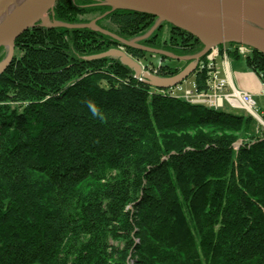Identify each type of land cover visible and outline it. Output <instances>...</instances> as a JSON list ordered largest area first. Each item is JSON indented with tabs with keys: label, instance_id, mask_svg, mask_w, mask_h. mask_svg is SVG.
Masks as SVG:
<instances>
[{
	"label": "trees",
	"instance_id": "1",
	"mask_svg": "<svg viewBox=\"0 0 264 264\" xmlns=\"http://www.w3.org/2000/svg\"><path fill=\"white\" fill-rule=\"evenodd\" d=\"M108 11L58 0L53 12L81 24ZM155 20L116 11L100 24L130 39ZM167 26L142 44L203 49ZM119 45L89 29L35 27L16 40L0 75V264H264V130L248 114L151 87L118 58L88 59ZM236 48L226 45L227 56L241 58ZM159 57L146 70L184 69ZM243 58L264 82V55ZM207 64L193 74L197 91L207 90Z\"/></svg>",
	"mask_w": 264,
	"mask_h": 264
},
{
	"label": "water",
	"instance_id": "2",
	"mask_svg": "<svg viewBox=\"0 0 264 264\" xmlns=\"http://www.w3.org/2000/svg\"><path fill=\"white\" fill-rule=\"evenodd\" d=\"M57 1L1 0L3 9L14 4L15 10L12 15L0 18L2 19L0 21V48L7 49L6 58L0 62V75L13 62L16 40L23 33L35 27L89 29L109 36L118 41L122 47L88 59L118 58L123 65L134 71L137 80L161 89H173L182 84L196 71L202 58L207 56L212 49L224 44L246 46L264 55V0H98L102 2V5L110 7V11L89 23L81 24H69L52 17L50 14ZM116 11L151 15L157 19V25L167 23L194 36L202 43L203 50L193 56H176L141 44L140 41L148 37L152 31L144 38L128 41L98 25V22L105 16ZM125 48L190 63L177 75L164 78L144 70L134 58L124 51Z\"/></svg>",
	"mask_w": 264,
	"mask_h": 264
},
{
	"label": "built area",
	"instance_id": "3",
	"mask_svg": "<svg viewBox=\"0 0 264 264\" xmlns=\"http://www.w3.org/2000/svg\"><path fill=\"white\" fill-rule=\"evenodd\" d=\"M250 49L244 46H237V53L240 56H246ZM219 55V48L212 49L208 55V88L205 91H186L181 97L187 102L195 105H205L211 109L219 110L225 106L233 109L245 111L252 116L260 125L264 126V111L261 110L254 97L241 90H236L233 87L229 91H224L223 85L216 82L218 74L215 65V59ZM212 84V85H211ZM261 95L264 96V82L261 85Z\"/></svg>",
	"mask_w": 264,
	"mask_h": 264
},
{
	"label": "rangeland",
	"instance_id": "4",
	"mask_svg": "<svg viewBox=\"0 0 264 264\" xmlns=\"http://www.w3.org/2000/svg\"><path fill=\"white\" fill-rule=\"evenodd\" d=\"M2 2H1V0H0V15H2V16H0V18H4V17H6L7 15H12V12L15 10V6H14V4L13 5H10V7L9 8H7V9H3V5L1 4ZM53 11H54V9H53ZM51 12V16L52 17H54V12ZM107 13V12H106ZM104 15V14H103ZM103 15H101V16H99V17H102ZM99 17H97V18H99ZM97 18H93L92 16H80V19H85L87 22H91V21H93V20H95V19H97ZM102 20H100L99 22H98V25H100L101 27H103L104 29H106L107 31H109L110 33H113V32H111L110 31V29H113V27L109 24V23H105V22H103V23H101L100 24V22H101ZM157 19L154 21V23H153V25L145 32V33H143V34H141V35H139V36H137V37H135V38H130V39H126V40H128V41H132V40H134V39H137V38H144V37H146L148 34H149V32H151L152 31V33L148 36V37H146V38H144L143 40H141L140 42H141V44H142V42L144 41V40H146V39H148L149 37H151L155 32H161L164 36L165 35H168V31H169V27L167 26L168 24L167 23H163V24H160V25H157ZM170 25V24H169ZM109 29V30H108ZM161 29H162V31H161ZM113 34H115V33H113ZM116 35V34H115ZM118 36V35H117ZM109 37V36H108ZM120 37V36H119ZM122 38V37H121ZM113 39V38H112ZM123 39H125V38H123ZM115 40V39H114ZM116 41V40H115ZM118 44H120L118 41H116ZM143 45V44H142ZM226 45H229V44H224V45H222L223 47L221 48V46H219V47H217V48H219V55L216 57V59L219 57V56H221V55H224V58L225 59H227V57H229L230 58V56H227V53H226ZM238 46V45H237ZM119 47H122L121 46V44L119 45ZM118 47V48H119ZM117 48V49H118ZM126 49V48H125ZM125 49H124V51H125ZM154 49V48H153ZM237 49V48H236ZM160 50V49H159ZM203 50V49H202ZM201 50V51H202ZM139 51H141V50H139ZM164 51V50H163ZM200 51V52H201ZM212 51V50H211ZM126 52V51H125ZM142 52H144V51H142ZM166 52H168V51H166ZM169 53H172V52H169ZM199 53V52H198ZM198 53H196V54H198ZM211 53V52H210ZM209 53V54H210ZM172 54H174V53H172ZM196 54H193V55H196ZM208 54V55H209ZM174 55H176V56H183V55H177V54H174ZM193 55H184V56H193ZM208 55L207 56H205V57H207L208 58ZM239 55V54H238ZM204 57V58H205ZM133 58V57H132ZM166 58V57H165ZM166 60H167V63H171L172 65H175V66H179V67H183L184 66V68L185 67H187L188 66V64L190 63V62H186V61H175V60H172V59H169V58H166ZM170 60H172V61H175V62H172V61H170ZM142 67H145L146 68V63H148V64H150L149 66L150 67H152V66H155L154 68H157L158 66H159V64H161L162 63V61H165V60H163L161 57H159L158 55H152V57H147V59H142L141 61H138V60H136ZM201 61H203V58L201 59ZM200 61V62H201ZM187 63V64H186ZM150 71V70H149ZM153 75H155L156 74V72L155 71H153L152 70V72H151ZM196 88H197V85H196V77H195V75H191L189 78H187L182 84H180V85H178L177 87H175V88H173V89H171V92H172V94H174V95H182L183 93H185L186 91H193V92H195L196 91ZM257 102V105H258V107L261 109V110H263L264 111V97H262V98H260L258 101H256ZM225 109L226 110H228V111H232L233 113H235V114H237V115H244V114H247L245 111L243 112L242 110H236V109H231L230 107H228V106H226L225 107ZM259 124V123H258ZM259 126V128L261 129V130H264V126H262V125H258ZM37 264H39V263H37Z\"/></svg>",
	"mask_w": 264,
	"mask_h": 264
},
{
	"label": "crops",
	"instance_id": "5",
	"mask_svg": "<svg viewBox=\"0 0 264 264\" xmlns=\"http://www.w3.org/2000/svg\"><path fill=\"white\" fill-rule=\"evenodd\" d=\"M215 65L218 72L216 82L223 85L224 91H229L233 87L236 90L250 93L255 101L264 97L260 93L262 81L249 69L243 57L225 59L224 55H221L215 59ZM206 86H209L208 83Z\"/></svg>",
	"mask_w": 264,
	"mask_h": 264
},
{
	"label": "bare ground",
	"instance_id": "6",
	"mask_svg": "<svg viewBox=\"0 0 264 264\" xmlns=\"http://www.w3.org/2000/svg\"><path fill=\"white\" fill-rule=\"evenodd\" d=\"M29 7H31V6H29ZM0 21H2V19H1ZM0 23H1V22H0ZM240 46H242V45H240ZM244 47H246V46H244Z\"/></svg>",
	"mask_w": 264,
	"mask_h": 264
}]
</instances>
